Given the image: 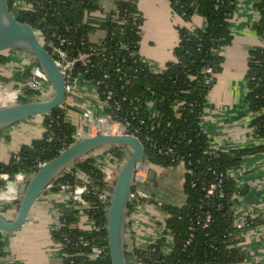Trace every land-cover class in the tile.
Segmentation results:
<instances>
[{"label": "trees", "instance_id": "1", "mask_svg": "<svg viewBox=\"0 0 264 264\" xmlns=\"http://www.w3.org/2000/svg\"><path fill=\"white\" fill-rule=\"evenodd\" d=\"M6 1L12 11L13 0ZM25 1L30 4V8L17 14L16 18L20 23L32 27L43 39L50 54L52 51L47 44L54 42L55 35L60 34L70 37L77 47L86 51L94 50L95 67L83 79L91 85L97 81L102 82L96 88L99 100L104 99L106 87L112 90L113 100L125 96L126 100L122 102L118 116L129 120L130 129L139 130L138 138L152 166L167 168L178 166V163L172 161V156L157 154L155 149L145 143L146 137L157 147L172 146L177 154L184 156L186 163H190L185 165V182L182 186L184 204L165 207L168 218L163 236L146 250L134 249V257L142 264H241L243 256L236 248L239 241L235 239L237 232L233 229L235 201L231 200L237 190L227 172L238 166L245 155L264 151V145L212 154L208 152V140L201 127L207 93L223 63L219 52L232 41L230 19L238 0H177L176 3L168 0L173 10L182 15L186 22L194 14H199L205 22L202 28L179 29V42L173 50L175 61L168 63L162 74L152 73L139 56L143 18L137 9L138 0L115 1L113 10L105 13L97 23H93L89 17L96 11L102 12L98 0ZM255 6L259 20L254 30L261 45L248 54L246 103L254 115L249 124L252 135L264 140V0H257ZM97 30L104 32L100 44L92 43L89 39ZM7 61L0 53V65ZM37 67L35 63L33 68ZM207 68L210 70L208 74L203 72ZM80 72L77 69L76 76L81 75ZM30 73L31 70H26L25 78ZM0 81L3 82L2 78ZM39 95L40 92L26 91V97L20 98L18 103L34 100ZM149 103L153 104L156 117H152ZM109 105L111 108L106 110L107 115L114 111L112 104ZM175 105L178 107L175 108ZM176 113H179L178 118ZM43 127L44 133L40 139L29 146H22L7 164H0V175L6 174L12 179L16 175L32 174L77 139V129L66 119L63 108L44 116ZM101 149H104V155L100 160L97 152L96 155L76 162L49 187L55 191L64 187L69 193L78 186L93 189L96 194L108 192L116 169L126 157V149ZM209 167L225 174L222 186L224 196L208 198V206L199 210L204 189L215 181V177L208 171ZM107 170L112 171L111 180L105 179L104 171ZM4 185L5 181L0 178V189ZM84 199L85 206L77 203L76 206L93 222L94 229L85 231L78 228V211L70 210L60 219L61 226L53 232V239L62 247L64 264H111L105 229V207L108 203L102 205L95 195L87 193ZM134 210V203H129L127 217ZM207 213L211 215V224L205 230L196 228L191 244L183 250L191 221L198 214L202 216ZM249 222L251 225L255 223ZM168 234L173 238V247L171 253L165 255L161 253V247ZM3 246L4 242L0 238V255L3 254ZM97 249L99 255L94 256Z\"/></svg>", "mask_w": 264, "mask_h": 264}, {"label": "crops", "instance_id": "2", "mask_svg": "<svg viewBox=\"0 0 264 264\" xmlns=\"http://www.w3.org/2000/svg\"><path fill=\"white\" fill-rule=\"evenodd\" d=\"M115 1L98 0L103 13H92L89 17L91 21L99 22L105 13L113 10ZM256 3L257 0L236 2L230 19L232 41L219 52L223 58L221 71L215 75V82L207 93L201 122L210 153H227L264 145L263 139L252 135L249 124L253 115L246 103L248 54L261 45L254 30L259 20ZM137 9L143 18L139 56L152 73L162 74L166 65L175 61L173 50L179 42V29L202 28L204 19L195 14L186 22L173 10L168 0H138ZM103 37L104 32L97 30L89 39L97 43ZM2 57L8 61L0 65V78L4 85L0 107L15 104V92L23 85L24 72L35 66L33 57L24 51L6 50L2 52ZM44 87L40 100L52 96L50 86ZM92 87L78 77L74 90L67 94L61 107L65 110L66 119L77 130L85 129L82 128L86 126L82 115L84 111L91 110L96 115L100 114L99 99ZM43 119L41 116L31 117L0 129V164H7L22 146H29L42 137ZM183 169L180 165L163 168L150 164L149 171H153L155 177L150 181L147 176L140 186L149 196L150 202L137 203L127 224L125 246L132 259L134 249L146 250L153 241L163 236L168 218L165 207L184 204L181 183ZM227 174L236 190L240 191V198L233 207L234 221L243 218L255 222L242 231L236 245L243 256L241 264H264V151L245 155L241 163L230 168ZM79 177L83 178L81 175ZM23 185V182L13 181L0 193V214L4 218L14 219ZM76 205L67 190L55 191L51 187L45 189L32 206L23 226L15 232L0 234L4 242L0 264H64L62 247L52 236L61 226L62 216L70 210H77V227L85 231L94 229L93 222ZM172 247V238L166 236L161 252L170 254Z\"/></svg>", "mask_w": 264, "mask_h": 264}, {"label": "water", "instance_id": "3", "mask_svg": "<svg viewBox=\"0 0 264 264\" xmlns=\"http://www.w3.org/2000/svg\"><path fill=\"white\" fill-rule=\"evenodd\" d=\"M20 50L29 53L46 76L52 90L47 100H30L0 107V129L37 116H48L61 108L66 99L65 82L54 59L40 42L36 32L28 24L20 23L10 11L7 1L0 0V53ZM109 147H124L126 157L117 168L109 191L106 209V234L108 258L111 264H129L125 239L127 234V212L129 196L135 184V168L148 161L139 139L129 135L97 134L75 140L57 157L43 164L36 172L27 175L26 184L19 197L16 215L8 220L0 214V233L19 230L30 210L45 189L65 170L78 161L85 160L96 150ZM155 177L149 171L148 179Z\"/></svg>", "mask_w": 264, "mask_h": 264}, {"label": "built area", "instance_id": "4", "mask_svg": "<svg viewBox=\"0 0 264 264\" xmlns=\"http://www.w3.org/2000/svg\"><path fill=\"white\" fill-rule=\"evenodd\" d=\"M174 1H175V3L177 2V0H174ZM11 5H12V11L11 12L15 16L17 14L23 12L24 10L30 8V4L27 3L25 0H13ZM179 16L182 17V15H179ZM193 29L194 28L189 29V30H193ZM37 36H38L40 42L46 48V45H45V42L43 41V39L41 40V37L39 35H37ZM54 38H55V41L49 42L47 44V46L51 49L52 54H50V55L54 59V62L56 64L57 68L59 69L61 76L64 79L65 91L67 94H70L75 88L77 78L78 77L83 78V76L85 74H88L92 69H94V67H95L94 50L86 51L83 48L77 47L76 44L70 39V37H68L66 35H62V34L57 35V36L55 35ZM100 42H101V40L95 44H100ZM77 69L81 70V72H80L81 75H79V76H76V70ZM117 71H119V68H117ZM203 72L208 74L210 72V70L207 68V69H204ZM101 83H102L101 81L95 82V85H93L95 90L98 86L101 85ZM46 85L49 86L48 81L46 79V76L41 71V69L39 67L33 68L31 70V73L24 79V82H23L21 89H18L15 92L14 102L17 103L20 98H25L26 97V91L40 92V95H41V93L43 91L42 87H44ZM3 92H4V85L0 81V96H1V94H3ZM40 95L38 97H35L34 100L39 99ZM103 96H104V99L98 100L99 105H100V114L96 115L91 110H86L83 112L82 115H83V118L85 119V122H86L85 125L86 126H85L84 130H77V132H76L77 139H80V138H83L86 136H95L97 134L129 135V136L136 137L137 139H139L138 138L139 130L137 128L130 129L129 120L126 119L125 117L118 116L119 112L121 111V104H122V102H125V100H126L125 96H122L119 100H113L114 94H113L112 90L109 89L108 87H106L105 91L103 92ZM109 103L112 104V108L114 110L113 113H111V115H107L105 113L107 109L111 108ZM178 105H180V104H178ZM177 107L178 106H176L175 108H177ZM148 109L152 113L151 114L152 117H156V111L153 110V104L152 103L148 104ZM175 110H177V109H175ZM176 117L177 118L179 117V113H176ZM253 117H254V115H253ZM152 129L153 128H151V130ZM93 134H95V135H93ZM144 141L151 148L155 149L157 154L163 155V156H172L173 157L172 161H177L178 166L180 165V166L185 168V165H190L189 162H187V163L185 162L184 156L177 154L174 151V148L172 146L157 147L156 145H154L153 142H151V140L148 137H146ZM141 144H142V142H141ZM142 146H143V144H142ZM143 149H144V146H143ZM149 168H150L149 160L147 162L142 161L135 168V184H134V188L132 190V193L129 196V202L134 203L135 206L137 203H139L141 201L150 202L149 196L146 195L140 188L141 184H143L145 182V180L147 179V176L149 173ZM208 171H210L211 174L215 177L214 178L215 181L213 183L208 184L206 186V188L204 189L205 193H204L203 199H201L200 204L198 206L199 210L208 206L206 204V200L208 198L213 197L214 195H217L219 198H222L224 196L222 186H223V179L225 177V174H223L222 172H217L215 169H212L210 167L208 168ZM111 172H112L111 170L110 171L109 170L104 171V173L106 175L105 176L106 180H111V178H112ZM115 173H116V171H115ZM114 176H115V174H114ZM227 176H228V174H227ZM26 177H27V175H16L12 179H10L9 176H7L6 174H1L0 178L5 181V185L0 189V193H3V190L5 188H7V186L9 184H11L13 181L23 182L24 183L23 187H24L26 184ZM113 180H114V177H113ZM113 180H112V183H113ZM82 181H84V183L86 182L85 180H82ZM111 186H112V184H111ZM192 186H193V184H192ZM62 189L67 190L64 187ZM109 191L108 192L104 191V192L96 194L93 189H88L86 186H78L74 189V191L72 193H69V194H70V198H71L72 202L77 203L78 205H81V206L86 205V202L84 199V195L86 193L95 195L97 197V199L99 200V202L102 205H105L106 203H109ZM239 198H240V191H236L232 195L231 200L236 202ZM158 205L160 206V204H158ZM107 207H108V204L106 205L105 208L107 209ZM218 208H219V206H218ZM129 220H130V216L127 217V224H128ZM211 221H212L211 215L208 213L205 215H202V216L200 214H198L195 217V219L191 221L189 228H188L189 236H188L187 240L185 241V243L183 244V250L191 244L192 239H193V231L196 228H200L202 230L207 229L209 227V225L211 224ZM250 224L251 223L248 220L243 219V218L242 219L237 218L233 222V229H234V231L237 232V236L235 238L236 240L240 241V239H241L240 235H241L242 231L245 228H247ZM166 236H170L172 238V236L169 234ZM231 236L232 235H230V237ZM165 239H166V237H165ZM172 240H173V238H172ZM156 241L157 240L153 241L150 245H155ZM99 252L100 251L98 249L95 250L94 256H98ZM165 255H169V254H165ZM92 257L93 256L91 255V258ZM133 259H134L135 264H142L137 260L136 257H134V255H133Z\"/></svg>", "mask_w": 264, "mask_h": 264}, {"label": "rangeland", "instance_id": "5", "mask_svg": "<svg viewBox=\"0 0 264 264\" xmlns=\"http://www.w3.org/2000/svg\"><path fill=\"white\" fill-rule=\"evenodd\" d=\"M42 88H44L45 89V87H42ZM93 89H95L94 88V86L92 87ZM18 103V102H17ZM82 128H85V126H82ZM96 134V133H95ZM95 134H93V135H95ZM99 153L98 154V159L100 160L102 157H103V155H104V149L102 150H99V151H96V152H94L93 154H95V153ZM93 154H90V156L91 155H93ZM184 168V167H183ZM186 172V170H185V168L183 169V174L181 175V183H182V185L184 184V182H185V172ZM148 207V206H147ZM146 207V208H147ZM148 210L150 209L149 207L147 208ZM127 252V251H126ZM127 256H128V259H129V264H134V260L132 259V256H131V254H129V252H127Z\"/></svg>", "mask_w": 264, "mask_h": 264}]
</instances>
